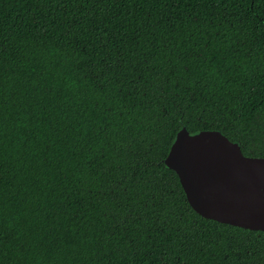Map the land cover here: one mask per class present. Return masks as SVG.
<instances>
[{"label":"trees","instance_id":"16d2710c","mask_svg":"<svg viewBox=\"0 0 264 264\" xmlns=\"http://www.w3.org/2000/svg\"><path fill=\"white\" fill-rule=\"evenodd\" d=\"M181 130L264 157V0H0V264H264V232L188 205L166 162ZM125 150L197 218L179 261L109 197Z\"/></svg>","mask_w":264,"mask_h":264},{"label":"water","instance_id":"95a60500","mask_svg":"<svg viewBox=\"0 0 264 264\" xmlns=\"http://www.w3.org/2000/svg\"><path fill=\"white\" fill-rule=\"evenodd\" d=\"M187 134L198 135L195 139L203 150L185 152L179 160L174 159ZM176 136L166 162L177 176L190 208L206 220L264 232V157L243 156L237 144L214 131L181 130ZM225 140L232 144L231 152L238 151L244 161L237 164L232 160L222 147L227 145Z\"/></svg>","mask_w":264,"mask_h":264},{"label":"snow or ice","instance_id":"6c2138e0","mask_svg":"<svg viewBox=\"0 0 264 264\" xmlns=\"http://www.w3.org/2000/svg\"><path fill=\"white\" fill-rule=\"evenodd\" d=\"M40 2L48 3L49 0H40ZM135 2H140V0H135ZM108 39V37H105L102 43L107 42ZM184 107H186V104L181 108V115H184ZM209 116L210 114L200 113V117L203 119H207ZM189 118L190 113L189 115H184L185 120ZM191 119L196 118L192 117ZM182 126L183 124L181 123ZM197 136L189 137L187 134V137L178 146V151L174 159L179 160L185 152L202 151L203 145L195 139ZM176 140L177 136L174 143H176ZM166 142V138L161 133L158 140L149 142L144 152L151 150L152 159L157 160L159 154L155 151V147L157 144H166ZM231 146L232 144L227 142V145L222 147L224 151L228 152L235 163L239 164L241 161H244L240 158L238 151L236 154L231 152ZM259 151L264 153V139L259 144ZM143 154L141 153V155ZM124 155L126 159H123V163L119 168L106 170L109 179L112 181L108 189L109 197L113 199L118 207L135 209V220L141 223L150 221V226L156 233V237L159 238L161 245L160 254L163 256L175 249L176 259L179 261L181 256H186L194 245L198 230L195 227L197 218L193 217L191 220L185 221L181 211H178L170 203L167 186L163 184L160 176L155 171V169L159 168L158 163L152 165V170L145 172L140 167L141 161L133 151L125 150ZM129 215L131 216L132 213L129 212ZM185 264H188V262L185 261Z\"/></svg>","mask_w":264,"mask_h":264}]
</instances>
